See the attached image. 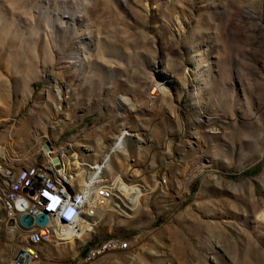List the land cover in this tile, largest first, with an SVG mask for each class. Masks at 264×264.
Returning <instances> with one entry per match:
<instances>
[{"label":"rangeland","instance_id":"1","mask_svg":"<svg viewBox=\"0 0 264 264\" xmlns=\"http://www.w3.org/2000/svg\"><path fill=\"white\" fill-rule=\"evenodd\" d=\"M124 133L99 190L120 201L35 264L109 239L131 250L90 264H264V0H0V172L45 146L88 170Z\"/></svg>","mask_w":264,"mask_h":264},{"label":"built area","instance_id":"2","mask_svg":"<svg viewBox=\"0 0 264 264\" xmlns=\"http://www.w3.org/2000/svg\"><path fill=\"white\" fill-rule=\"evenodd\" d=\"M101 166V161H100ZM42 167H46L43 164L34 165V172L31 174H25L24 176H13L5 171H1L0 174L7 178V186L0 188L1 193H5V203H0L1 212L9 215L8 232L19 233L21 231H14L12 226V219H19L23 214H27L35 218L39 214H46L48 221L46 225H53L54 239H47L45 237V226L39 227L33 224L31 228H23L21 230H29L28 238H45L47 240H55L56 238L63 237V233L66 231H73V223L80 222L82 219H88L92 214L94 205L102 206V219L108 212L109 201H120V192H94L89 200L76 199L74 201H67L60 199V188L50 187V184L42 174ZM60 169H58L59 171ZM79 175V185H84L91 178L92 174H88L81 169H77ZM117 182L111 185H118ZM161 186V185H160ZM162 187V186H161ZM24 198L27 201V208L23 212H19L15 209V202ZM38 200L47 201V209H38ZM105 209V212H104ZM24 242L17 249L14 256L19 254H26V263L23 264H35L41 260V258L35 255V252H30L26 248V238H23ZM84 249H90V257H83L82 262L88 264V260H94L95 256L99 254H113L129 252L131 250L130 243L120 239H109L94 245H86L81 247ZM14 256L10 264H14Z\"/></svg>","mask_w":264,"mask_h":264},{"label":"bare ground","instance_id":"3","mask_svg":"<svg viewBox=\"0 0 264 264\" xmlns=\"http://www.w3.org/2000/svg\"><path fill=\"white\" fill-rule=\"evenodd\" d=\"M156 86V85H155ZM158 90L153 87L151 95L154 96ZM125 136V133L119 137V139L116 141V143L112 146L108 154L105 156V159L103 163L100 165H97L91 169H88L85 171L88 174H92L91 178L88 179L86 184L78 188V179L79 175L78 173H75L74 171H71V169L67 168V165L64 163L61 156H54L51 150L44 152V160L43 164L46 167H42V174L45 175L47 178L50 187H59L60 188V199H64L67 201H74L76 199H82V200H89L90 197H92V194L96 191L99 192L100 187L104 183L103 178V170L104 167L107 166L110 162L111 156L117 151L122 148L123 144V138ZM54 160H57V164H54ZM56 166H59V171L56 169ZM7 172L10 175L13 176H24L25 174H31L34 172V166H29L20 169L17 173L12 172L11 170H2ZM1 177L6 180L4 184L7 186V178L0 174ZM120 184V183H119ZM0 203H5V193H2L0 196ZM38 209H47V201L46 200H38ZM102 209L101 205H94L92 209V214L89 216L91 218L93 216V213L97 210L100 212ZM3 220L5 224L8 226L9 222V215L7 213L2 212ZM88 218V219H89ZM88 219H83L85 222L88 221ZM80 222H74L73 228L75 227V224ZM12 226L14 227V230H20L22 233H25L26 236V248L30 252H35V255H38V248L45 242L49 241L47 239L54 238V231H53V225H46L45 228V238H28L29 237V230H21V225L19 223V219H12ZM77 229V228H76ZM69 233V234H68ZM71 231H66L63 233V236H69V238H72L73 233L71 234ZM106 254H99V256H95L94 260L103 257ZM84 257H90V249L87 251V253L84 255ZM94 260H88V264L92 263ZM26 263V254H19V256H14V264H23ZM83 263V262H82Z\"/></svg>","mask_w":264,"mask_h":264},{"label":"water","instance_id":"4","mask_svg":"<svg viewBox=\"0 0 264 264\" xmlns=\"http://www.w3.org/2000/svg\"><path fill=\"white\" fill-rule=\"evenodd\" d=\"M49 149L50 148L48 146L44 147V151L46 152L49 151ZM53 162L54 164H57L58 161L54 160ZM56 169H59V166H56ZM14 207L17 211L23 212L27 208V201L24 198H20L15 202ZM47 221H48V218L46 214H39L35 218H33L30 215L23 214L19 218V223L23 228H31L33 224H35L36 226L42 227L47 224Z\"/></svg>","mask_w":264,"mask_h":264},{"label":"crops","instance_id":"5","mask_svg":"<svg viewBox=\"0 0 264 264\" xmlns=\"http://www.w3.org/2000/svg\"><path fill=\"white\" fill-rule=\"evenodd\" d=\"M106 152H104L103 153V156H104V154H105ZM103 161V158H102V160H101V162ZM83 163V162H82ZM100 162H98V163H96V164H99ZM96 164H94V165H96ZM92 166V165H91ZM81 167L82 168H80L81 170H83V171H85V170H87V168L89 167V165H87V164H81ZM107 167V166H106ZM108 168V167H107ZM107 168L105 169V171L107 172ZM114 174H116V173H114ZM111 176H113V174L111 175ZM107 177H109V176H107Z\"/></svg>","mask_w":264,"mask_h":264}]
</instances>
